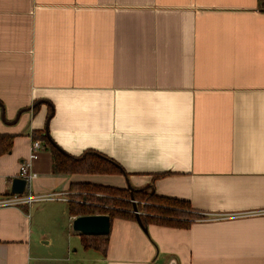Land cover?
<instances>
[{
  "label": "crops",
  "instance_id": "1",
  "mask_svg": "<svg viewBox=\"0 0 264 264\" xmlns=\"http://www.w3.org/2000/svg\"><path fill=\"white\" fill-rule=\"evenodd\" d=\"M46 130L125 174H55L42 143L32 190L64 200L0 208V264H264L258 0H0V135L14 137L0 199ZM78 183L151 186L204 219L113 220L106 254L85 250L68 212Z\"/></svg>",
  "mask_w": 264,
  "mask_h": 264
},
{
  "label": "trees",
  "instance_id": "2",
  "mask_svg": "<svg viewBox=\"0 0 264 264\" xmlns=\"http://www.w3.org/2000/svg\"><path fill=\"white\" fill-rule=\"evenodd\" d=\"M259 9L264 13V0H258ZM51 108V107H50ZM38 104L35 105V110ZM53 110L49 109L48 119ZM13 136L0 135V155L11 150ZM51 152L55 174L124 175L123 168L114 160L89 150L80 157H74L62 150L49 136L48 130L35 132ZM159 176H156L158 178ZM76 193L70 199L68 212L71 216L107 215L113 220L138 222L143 229L150 225L188 229L195 221L204 219L188 201L158 195L154 188H117L92 183H78L71 186ZM85 250L106 254L110 236L81 235Z\"/></svg>",
  "mask_w": 264,
  "mask_h": 264
},
{
  "label": "built area",
  "instance_id": "3",
  "mask_svg": "<svg viewBox=\"0 0 264 264\" xmlns=\"http://www.w3.org/2000/svg\"><path fill=\"white\" fill-rule=\"evenodd\" d=\"M43 148L41 141H34L31 147L30 159L22 163L20 167V179L26 181V188L23 194H11L0 199V208L5 207H31L35 203L64 200L62 194H36L32 190V183L37 179L38 174L32 169V162L37 159L39 151ZM66 199V198H65Z\"/></svg>",
  "mask_w": 264,
  "mask_h": 264
},
{
  "label": "water",
  "instance_id": "4",
  "mask_svg": "<svg viewBox=\"0 0 264 264\" xmlns=\"http://www.w3.org/2000/svg\"><path fill=\"white\" fill-rule=\"evenodd\" d=\"M26 181L16 178L12 184L13 194H23ZM112 219L107 215L80 216L73 221V230L85 236H109L111 234Z\"/></svg>",
  "mask_w": 264,
  "mask_h": 264
},
{
  "label": "rangeland",
  "instance_id": "5",
  "mask_svg": "<svg viewBox=\"0 0 264 264\" xmlns=\"http://www.w3.org/2000/svg\"><path fill=\"white\" fill-rule=\"evenodd\" d=\"M43 205V204H42ZM62 205H64V204H62ZM52 206V205H51ZM63 207V206H62ZM65 207V206H64ZM46 209H49L50 208V206L49 205H47L46 207H45Z\"/></svg>",
  "mask_w": 264,
  "mask_h": 264
}]
</instances>
